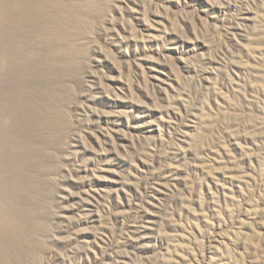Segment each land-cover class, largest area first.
<instances>
[{
	"label": "rangeland",
	"instance_id": "374dc122",
	"mask_svg": "<svg viewBox=\"0 0 264 264\" xmlns=\"http://www.w3.org/2000/svg\"><path fill=\"white\" fill-rule=\"evenodd\" d=\"M0 2V264H264V0Z\"/></svg>",
	"mask_w": 264,
	"mask_h": 264
},
{
	"label": "bare ground",
	"instance_id": "6f19581e",
	"mask_svg": "<svg viewBox=\"0 0 264 264\" xmlns=\"http://www.w3.org/2000/svg\"><path fill=\"white\" fill-rule=\"evenodd\" d=\"M42 2V0H2L3 4H4V10L6 11L7 14H9V16H13L20 19L21 22H23V18L24 16V12L25 9L27 7L28 2ZM1 3V2H0ZM2 4V3H1ZM30 5V4H29ZM39 5V4H38ZM45 13V12H44ZM27 15V14H26ZM13 17V18H14ZM12 21V20H10ZM17 21V19H16ZM19 21V22H20ZM18 22V21H17ZM10 23L9 20H6V23L3 26V32H4V40H8L9 39V28H10ZM20 24V23H19ZM2 25V24H1ZM2 29V28H1ZM20 29V28H19ZM8 44V43H6ZM7 47L5 48V53L7 51ZM18 223V222H17ZM14 226V225H13ZM3 229V228H2ZM13 232V231H12ZM20 232V231H19ZM18 232V233H19ZM14 233V232H13ZM15 235V234H14ZM22 235V234H21ZM24 235V234H23ZM22 237V236H21ZM20 237V238H21ZM9 239V237H8ZM20 241V239H18ZM28 241V240H27ZM14 242V241H13ZM16 246V245H15ZM22 247V245H21ZM11 248V247H10ZM19 248V247H18ZM22 249V248H20ZM9 255V250L7 248H0V261L3 263H7V258ZM21 256V255H20ZM19 260V259H18ZM9 263V262H8Z\"/></svg>",
	"mask_w": 264,
	"mask_h": 264
}]
</instances>
